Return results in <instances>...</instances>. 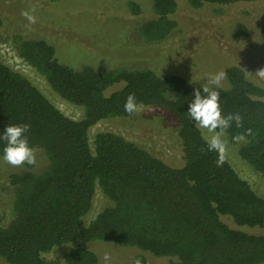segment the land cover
<instances>
[{
	"label": "trees",
	"instance_id": "1",
	"mask_svg": "<svg viewBox=\"0 0 264 264\" xmlns=\"http://www.w3.org/2000/svg\"><path fill=\"white\" fill-rule=\"evenodd\" d=\"M192 8L206 3L254 0H186ZM132 13L141 9L128 2ZM153 15L139 25L146 41L167 37L176 26L177 0H151ZM4 20L0 15V28ZM235 34L246 35L242 23ZM264 36V24L262 26ZM17 54L64 101L80 107L79 118L57 108L25 74L0 60V136L9 124L30 125L26 135L47 158L9 168L12 217L0 225V258L8 264H98L97 254L82 242L101 240L132 246L154 256L175 257L171 264H260L264 262V196L256 192L225 158L207 150L202 130L188 115L194 90L202 87L174 72L119 66L101 71L92 65L71 67L61 62L45 38L16 36ZM220 91L222 114L239 113L225 135L242 162L264 179V88L238 65L224 68ZM115 84H121L108 90ZM134 93L142 106L165 108L176 120L182 165L171 166L119 132L90 128L110 118L130 117L126 98ZM251 128L247 143L233 137ZM6 142L0 140V159ZM106 204L87 223L95 190ZM260 227L250 233L230 227ZM61 257L45 253L73 244ZM144 264L143 254L133 257Z\"/></svg>",
	"mask_w": 264,
	"mask_h": 264
},
{
	"label": "rangeland",
	"instance_id": "2",
	"mask_svg": "<svg viewBox=\"0 0 264 264\" xmlns=\"http://www.w3.org/2000/svg\"><path fill=\"white\" fill-rule=\"evenodd\" d=\"M129 1L139 4L141 11L138 14L130 11ZM150 4L151 0H0V15L4 20L0 28V60L27 75L60 111L71 118L81 116L80 107L56 95L45 80L18 56L17 35L45 38L55 46L58 59L71 67L88 64L101 71H111L119 66L150 68L158 74H181L201 87L211 74L230 65H238L253 73L264 67V0L206 3L199 8L190 7L186 0H177V8L172 14L176 26L171 33L160 40L146 41L138 29L144 19L153 15ZM32 7L36 8L37 22L29 25L21 13ZM238 23L246 27V35L235 34ZM246 76L264 88V80L254 74ZM120 85L115 84L108 90ZM226 85L225 79L222 86ZM176 129V120L165 108L143 106L141 114L97 122L90 128L89 140L91 142L93 134L99 130L119 132L169 165L180 166L182 150ZM202 133L208 135L206 130ZM224 140L227 160L256 192L264 196V179L242 162L226 137ZM36 149L39 150L37 163L31 168L39 170L47 158L40 148ZM24 167L26 163L13 167L0 159V225H5L12 217V194L6 172L9 168ZM105 204L106 200L96 189L91 210L83 221H90ZM221 220L230 227L250 233L262 229L237 226L227 216H221ZM81 244L97 254L98 264H105V252L111 256L109 264H133V257L140 253L145 257L144 264H171L175 259L101 240ZM72 245L74 243L61 246L44 256L61 257ZM0 264L8 263L0 258Z\"/></svg>",
	"mask_w": 264,
	"mask_h": 264
},
{
	"label": "clouds",
	"instance_id": "3",
	"mask_svg": "<svg viewBox=\"0 0 264 264\" xmlns=\"http://www.w3.org/2000/svg\"><path fill=\"white\" fill-rule=\"evenodd\" d=\"M36 8L24 10L21 15L28 21L29 25L37 22ZM246 75H255L260 80H264V67L257 69L254 73L243 68ZM227 78V73L223 70L211 74L207 81L200 88L194 90L193 99L189 104L188 115L194 121L196 127L206 130L208 135L203 138L207 144V150L217 153V166H222L225 162L227 145L224 140L227 130L235 122L237 128L243 127V118L237 113L222 114L220 104V91L216 90L222 86V81ZM124 111L129 115H137L143 112V106L137 102L134 93H130L124 104ZM30 130V125L9 124L0 136V140L6 142L3 148V161L13 167H21L25 163L36 165L38 149L32 147L26 135ZM253 135L251 128L244 133H239L233 137L236 143H247L248 136ZM105 264H109L111 256L108 252L103 255ZM134 264H141L139 259Z\"/></svg>",
	"mask_w": 264,
	"mask_h": 264
}]
</instances>
